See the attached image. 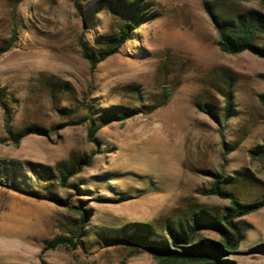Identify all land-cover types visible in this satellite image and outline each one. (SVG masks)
Returning <instances> with one entry per match:
<instances>
[{
	"label": "rangeland",
	"instance_id": "1",
	"mask_svg": "<svg viewBox=\"0 0 264 264\" xmlns=\"http://www.w3.org/2000/svg\"><path fill=\"white\" fill-rule=\"evenodd\" d=\"M117 2L0 0V264H162L123 235L145 224L159 240L193 214L221 217L230 202L210 194L217 178L243 204L264 198V59L223 52L217 28L253 17L264 46V7L135 0L137 29L92 69L83 52L133 17ZM32 127L40 134L15 145ZM232 230L229 264H264V208ZM61 237L82 244L49 248ZM219 241L204 228L194 243Z\"/></svg>",
	"mask_w": 264,
	"mask_h": 264
},
{
	"label": "trees",
	"instance_id": "2",
	"mask_svg": "<svg viewBox=\"0 0 264 264\" xmlns=\"http://www.w3.org/2000/svg\"><path fill=\"white\" fill-rule=\"evenodd\" d=\"M261 6L264 7V0H255ZM77 8H79V0H75ZM135 0H118L117 9L119 14L128 18L131 10L137 3ZM211 0H203L204 6H208ZM115 7V8H116ZM129 17L131 21L125 19L119 26V31L116 39L106 45H98L94 47L91 53L87 51L83 52V57L88 61L92 69H95L97 65L107 59L109 56L120 52L121 47L130 38V35L137 29L138 24L135 22V15ZM255 18H246L244 20L238 18L235 21L237 30L235 33H227L224 31L222 25H217L219 33V47L228 54H240L243 52H249L259 58L264 59V46H259L255 40V25L253 23ZM226 107L225 110L229 112L231 103L230 91H227L226 95ZM259 101L264 107V93L259 95ZM0 102L2 99L0 97ZM9 120H6V132L12 134L9 129ZM100 127H91L89 130L88 138L90 141H94V135ZM40 134L38 128L32 127L24 131L23 134L18 135L12 139L15 145H19L23 136L29 134ZM85 164V157L81 158L79 164ZM71 176V175H69ZM68 175L63 176V182L66 181ZM210 194L217 196L221 199L229 200L230 207L227 208V212L221 217H211L207 220L199 214H193L190 218L191 222H188L186 229L182 234H176L173 230H169L170 234L167 238L162 237L159 240L151 239L152 235L156 236V231L151 225L136 224L139 227L132 234H124L122 239L124 242L135 246L137 248H144L149 252L156 260L162 264H173L176 262L181 263H193V264H229L223 256L227 249H234L239 246V239L232 230V224L237 218L249 215L264 208V198L251 204H243L238 197L231 192L225 191L221 186V179L217 178L212 184ZM82 225L81 229L87 222L85 215L81 216ZM209 228L217 231L221 235V241L210 242V244L199 243L195 244L196 234L204 229ZM80 229V230H81ZM82 231V230H81ZM80 233V232H79ZM77 239V238H76ZM187 244L189 246H183L181 244ZM194 243L193 245H190ZM49 248L55 249L58 246L70 245L73 248H77L82 243L80 241L74 242L72 238H56L53 241L47 242Z\"/></svg>",
	"mask_w": 264,
	"mask_h": 264
}]
</instances>
